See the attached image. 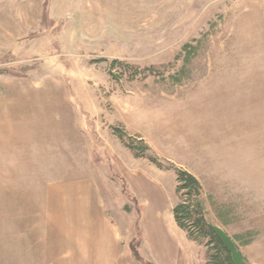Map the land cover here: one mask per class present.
I'll return each instance as SVG.
<instances>
[{"label":"rangeland","instance_id":"rangeland-1","mask_svg":"<svg viewBox=\"0 0 264 264\" xmlns=\"http://www.w3.org/2000/svg\"><path fill=\"white\" fill-rule=\"evenodd\" d=\"M115 61L176 67L131 79ZM116 128L196 175L210 220L257 234L243 252L264 264V0H0V264H45L46 216L80 180L121 229L123 263L181 248L204 264L175 220L177 174Z\"/></svg>","mask_w":264,"mask_h":264},{"label":"trees","instance_id":"trees-1","mask_svg":"<svg viewBox=\"0 0 264 264\" xmlns=\"http://www.w3.org/2000/svg\"><path fill=\"white\" fill-rule=\"evenodd\" d=\"M198 49L194 45L186 47L187 68L193 63V57ZM175 67V65H166L143 69L125 62L115 61L112 64L111 73L116 77L115 72L120 70L124 76L131 79L143 76L161 77L171 73ZM114 131L137 159H148L159 169L174 171L177 174V193L181 202L174 210L175 220L179 228L186 233L190 242L204 251V264H252L243 249L254 243L257 234L249 232L232 236L221 226L211 221L205 200L206 189L196 175L173 163H170L171 166H166L160 157L151 154L152 147L142 138L140 140L133 138L121 128H116ZM226 224L228 223L226 222ZM138 256L140 257L139 254Z\"/></svg>","mask_w":264,"mask_h":264},{"label":"crops","instance_id":"crops-1","mask_svg":"<svg viewBox=\"0 0 264 264\" xmlns=\"http://www.w3.org/2000/svg\"><path fill=\"white\" fill-rule=\"evenodd\" d=\"M60 199L64 203L61 213L56 209L55 214L46 216L45 238L52 240L45 264H132L122 262L131 254L123 251L121 229L102 211L92 182L77 181ZM157 218L166 224L167 220ZM167 228L169 235L175 238L171 245L185 247L179 236ZM53 245L57 246L56 254L51 252Z\"/></svg>","mask_w":264,"mask_h":264},{"label":"bare ground","instance_id":"bare-ground-1","mask_svg":"<svg viewBox=\"0 0 264 264\" xmlns=\"http://www.w3.org/2000/svg\"><path fill=\"white\" fill-rule=\"evenodd\" d=\"M171 247V246H170ZM173 248V247H172ZM173 250V249H172ZM172 254V253H171ZM176 254V253H175ZM176 256H174V260L173 263L175 264H187V255L185 254V252L179 248V250L177 251ZM172 256V255H171Z\"/></svg>","mask_w":264,"mask_h":264}]
</instances>
